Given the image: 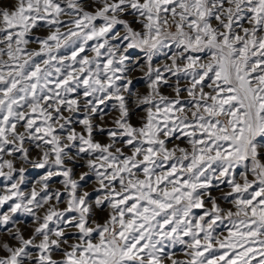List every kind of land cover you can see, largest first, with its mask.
Wrapping results in <instances>:
<instances>
[{
    "label": "snow or ice",
    "instance_id": "snow-or-ice-1",
    "mask_svg": "<svg viewBox=\"0 0 264 264\" xmlns=\"http://www.w3.org/2000/svg\"><path fill=\"white\" fill-rule=\"evenodd\" d=\"M0 264H264V0H0Z\"/></svg>",
    "mask_w": 264,
    "mask_h": 264
},
{
    "label": "rangeland",
    "instance_id": "rangeland-1",
    "mask_svg": "<svg viewBox=\"0 0 264 264\" xmlns=\"http://www.w3.org/2000/svg\"><path fill=\"white\" fill-rule=\"evenodd\" d=\"M136 75L137 76H140L141 75V73H136ZM135 83H136V85H137V88L141 91V92H143L144 91V87H143V81H140V80H137V81H134ZM114 115H116L115 113H113V116ZM111 118L112 117H106V120H111ZM133 123H137V119L135 118V117H133ZM98 138H100V137H98ZM40 173L38 172V171H33V170H31V169H29V183H33L34 181H35V179H37L38 178V175H39ZM105 215H106V213H105ZM182 258V257H181Z\"/></svg>",
    "mask_w": 264,
    "mask_h": 264
}]
</instances>
